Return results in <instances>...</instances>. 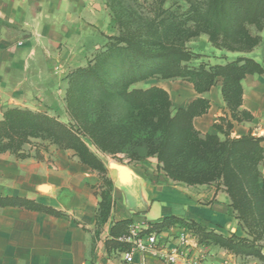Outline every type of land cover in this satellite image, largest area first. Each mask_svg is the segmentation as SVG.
Returning <instances> with one entry per match:
<instances>
[{"label":"crops","instance_id":"0c3cea01","mask_svg":"<svg viewBox=\"0 0 264 264\" xmlns=\"http://www.w3.org/2000/svg\"><path fill=\"white\" fill-rule=\"evenodd\" d=\"M109 20L102 0H0V21L8 26L0 29V121L8 109L48 113L63 109L68 69L82 66L86 53L102 43ZM263 32L264 28L260 45L250 53L221 51L204 39L199 54L210 66L238 57L264 66ZM255 54L259 58H253ZM140 84L135 88L164 90L172 112L195 99L208 100V111L193 119V127L202 136L225 139L214 128L220 117L231 121L220 79L203 94L183 80L149 79ZM241 87L240 110L249 113L251 120L231 121L229 137L251 134L262 139L264 150V73L247 75ZM40 155L41 159H19L8 152L0 154V196L28 199L64 216L0 207V264H126L122 252L105 249L111 227L123 220L145 228L176 216L223 235L245 236L229 213L227 194L213 186L175 185L153 164L113 163L116 168L103 162L111 182L106 187L98 173L71 151L49 147ZM259 170L264 182V159ZM102 193H108L105 204H101ZM179 232L170 228L160 233L158 253L135 254L132 264H159L161 254L177 244ZM188 244L187 257L199 258L203 264H261L213 245H200L194 237ZM261 252L264 255V247Z\"/></svg>","mask_w":264,"mask_h":264},{"label":"trees","instance_id":"16d2710c","mask_svg":"<svg viewBox=\"0 0 264 264\" xmlns=\"http://www.w3.org/2000/svg\"><path fill=\"white\" fill-rule=\"evenodd\" d=\"M184 1L186 11L164 12L167 24L165 19L158 22L163 32L180 31L191 24L221 51L246 54L260 45L261 37L252 35L249 27L257 33L263 30L264 0ZM158 32L116 38L117 42L108 45L98 62L77 70L76 75L92 79V85H83L72 92L68 90L65 97L77 131L43 112L16 108L5 111L0 121V154L8 152L19 159H41L39 149L32 153L21 148L30 145L31 140L49 141L56 149L73 151L79 162L96 171L102 184L109 187L111 182L106 167L88 149L81 135L94 140L106 151L102 141L112 144L136 134L142 141L149 142L152 149L147 155L155 156L158 168L169 180L188 185L221 182L230 206L238 212L237 219L245 236L223 235L176 216L149 223L143 232L160 234L170 228L184 229L200 245H213L236 257H251L264 264V255L258 245L264 237V182L259 170L264 159L262 139L251 134L237 139L229 137L232 122L251 120L249 113L240 110L241 81L247 75L263 74L264 66L247 57H238L223 65H194V61L201 58L200 54L181 43L161 42ZM149 79L183 80L191 83L199 94L208 92L220 79L222 98L232 122L220 117L214 128L225 139L221 141L217 135L202 136L193 127V119L208 111V100L198 98L186 108L172 112L169 96L161 88L133 87ZM92 98L99 99L100 123H91L86 118ZM101 197V204H105L108 193H102ZM6 206L64 216L60 211L28 199L0 196V207ZM131 226L130 220L114 223L105 249L127 251L128 245L119 238L127 236Z\"/></svg>","mask_w":264,"mask_h":264},{"label":"rangeland","instance_id":"374dc122","mask_svg":"<svg viewBox=\"0 0 264 264\" xmlns=\"http://www.w3.org/2000/svg\"><path fill=\"white\" fill-rule=\"evenodd\" d=\"M106 6L107 11L109 12V25L107 26L105 32L102 33V43L97 45L93 52L88 51L84 56V60L81 63L82 66L69 68L64 79L66 80L67 87L65 90L64 96V105L63 109L58 111H52V113L43 112L47 115L56 118L58 121L65 125H70L75 131H77V126L71 121L70 118V108L67 109L66 105V95L67 91H75L81 88L83 85H92L91 77L81 76L80 74L76 75V72L79 68H86L89 64L93 65L96 61L98 62L101 59V55L106 51L108 45L115 44L117 41L116 38H121L124 35H136L142 36L147 31H160L158 32V38L163 43H181L188 50H194L193 53L199 54L204 45V39H207V35L202 34L198 30L192 28L191 24H187L186 27L182 30H173L169 33L163 32L162 27H158V22L160 19H165L166 21L167 14H164L165 11L171 12H184L187 10V4L184 0H102ZM165 26V25H164ZM8 26L0 21V29L7 28ZM161 29V30H160ZM249 31L252 35L257 33L253 27H249ZM262 38L264 40V32L262 33ZM208 40V39H207ZM262 40V39H261ZM210 44V42L208 41ZM211 45V44H210ZM212 46V45H211ZM264 49V43L262 44ZM213 47V46H212ZM201 58L203 57L202 54ZM253 58H259L258 55H253ZM199 58L197 61H194V65L198 63L206 64L207 62ZM75 74V75H74ZM68 79V80H67ZM137 85V84H136ZM134 85L133 87H136ZM138 85H141L138 83ZM141 87V86H138ZM99 99L92 98L89 101L88 112L86 113V118L91 123H100L99 117L102 115L101 108L98 105ZM80 133V132H79ZM81 138L88 149L96 155L102 163H119V164H153L159 172H164L158 168V162L155 156L147 155V152H150L149 142L142 141L140 137L136 134L131 135L128 139L116 140L114 143H107L102 141L101 143L106 148L102 150L97 146L94 140H91L89 137L82 136ZM219 140L223 141V137H219ZM49 147H55L49 141H40V140H31L30 145H24L21 149L24 151H33L35 149H45L48 150ZM56 148V147H55ZM71 151V150H68ZM73 152V151H71ZM172 181V180H170ZM175 185L180 186H213L217 190H222L225 192V187L221 182L215 181L209 184L188 185L184 182L172 181ZM230 201V200H229ZM231 203V202H230ZM248 207V206H247ZM229 213L238 221V212L234 210L229 204ZM240 227L241 224L238 221ZM242 228V227H241ZM178 229V228H175ZM229 232V231H228ZM229 234H232L229 232ZM263 243V245H262ZM259 247L262 249L264 247V237L258 242Z\"/></svg>","mask_w":264,"mask_h":264},{"label":"built area","instance_id":"2783aa9c","mask_svg":"<svg viewBox=\"0 0 264 264\" xmlns=\"http://www.w3.org/2000/svg\"><path fill=\"white\" fill-rule=\"evenodd\" d=\"M146 228L131 226L128 235L119 238L120 242L126 243L129 247L127 251L122 252L126 264H132L135 254L158 253L159 234H146L143 232ZM179 231L177 244L168 252L161 254L159 264H177L179 261H183V264H203L199 258L187 257L188 240L193 236L184 229Z\"/></svg>","mask_w":264,"mask_h":264},{"label":"water","instance_id":"95a60500","mask_svg":"<svg viewBox=\"0 0 264 264\" xmlns=\"http://www.w3.org/2000/svg\"><path fill=\"white\" fill-rule=\"evenodd\" d=\"M111 166L118 168V166H116V165H115V164H113V163H111Z\"/></svg>","mask_w":264,"mask_h":264}]
</instances>
